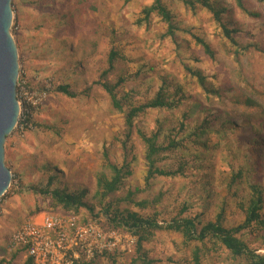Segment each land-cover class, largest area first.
I'll return each instance as SVG.
<instances>
[{"label":"rangeland","instance_id":"obj_1","mask_svg":"<svg viewBox=\"0 0 264 264\" xmlns=\"http://www.w3.org/2000/svg\"><path fill=\"white\" fill-rule=\"evenodd\" d=\"M219 1L225 8L224 20L237 29L239 44L255 43L264 49V0H243L251 14L238 7L236 0ZM151 2L12 0L10 30L18 50L16 94L20 114L19 123L4 143V162L12 174L9 187L0 197V249L7 256L15 248L11 247L10 236L23 223L45 212L72 213L81 223L96 220L104 232L114 234L115 246L103 252L113 255L115 262L98 252L95 264H132L135 238L120 228L113 229L102 213L108 202L126 206L120 198L128 190L137 189L135 200L152 199L162 193L161 202L146 210L160 223L171 220L183 202L189 205L185 214L200 213L204 221L214 220L223 207L226 225L242 222L238 203L243 197L240 191L228 190L227 183L244 162L247 147L255 150L250 145L252 136L264 135V52L240 48L236 56L209 12L198 9L193 13L179 0H164L179 29L174 40L160 39L166 24L159 16L152 14L147 25L138 20L142 7ZM194 36L209 44L214 59ZM112 48L123 58L115 61L105 79L126 77L120 92L132 90L134 102L145 101L158 89L160 78L166 76L172 87H181L183 99L175 109L147 110L135 119L129 141L134 155L132 173L119 191L102 199L96 193V179L101 173L108 174L104 150L112 161H122L117 138L124 130L123 114L113 109L98 84ZM187 66L200 71L218 94L204 92ZM59 83L68 84L79 95L69 97L55 91ZM245 98H253L257 105L245 106ZM24 113L31 115L28 123L23 121ZM247 118L250 121L245 123ZM157 119L164 122L165 129L183 122L189 127L203 120L210 123L202 135L203 143L191 139L187 149L167 153L159 162L162 167L175 168L179 160L188 161L185 174L158 176L146 187L144 147L136 129L149 132ZM228 121L237 127L229 124L224 128L222 123ZM196 154L203 156L197 163L193 162ZM54 173L60 186L86 188V201L93 206V213L85 208L65 211L49 196L31 189L43 188ZM255 178L264 184V175ZM255 236L251 231L241 235L251 248L264 253V241ZM143 246L150 257L159 260L157 264H195L192 250L201 245L184 244L178 233L158 230ZM77 253L78 258L88 261L97 254L88 258L82 250ZM25 258L21 252L0 264H22ZM199 264L245 263L215 247L201 255Z\"/></svg>","mask_w":264,"mask_h":264},{"label":"trees","instance_id":"obj_2","mask_svg":"<svg viewBox=\"0 0 264 264\" xmlns=\"http://www.w3.org/2000/svg\"><path fill=\"white\" fill-rule=\"evenodd\" d=\"M179 1L193 13L198 9H204L209 12L213 21L221 29L223 36L233 47V52L236 56L239 55L240 48L246 50L251 47L264 52V49L261 50L255 43H248L244 46L239 44L235 36L237 29L230 26L228 21L224 20L225 8L221 6L219 0ZM236 3L244 12L251 14L245 7L243 0H236ZM140 14L141 17L138 19L139 24L143 22L146 25L149 23L152 14L159 16L166 24V30L160 34V39L166 37L172 40L175 39V33L179 28L174 21L171 11L165 5L164 0H152L149 5L142 7ZM194 38L196 42L202 46L208 57L214 59V53L209 44L199 36H194ZM118 58H123V56H121L116 49L112 48L108 54L107 67L101 73L100 80L98 81V84L109 97L113 109L123 114L124 124V130L120 131L117 138L122 155L121 163L112 161L109 158L107 150L103 152L108 174L101 173L96 179V193L102 199L119 191L123 187L124 180L132 173L131 163L134 160V155L132 152V145L129 144V141L135 119L147 110L175 109L183 99L181 87L178 85L172 87L173 84L171 81H168L166 76H162L158 89L152 97L145 101L134 102V91L129 90L120 92V89L126 82V77L118 76L114 81L105 79L106 75L113 70L114 63ZM186 70L196 77L197 82L204 92L207 94H218L215 88L208 86L205 76H203L200 71L189 66L186 67ZM54 90L69 97H76L79 95L77 92L73 91L68 84L64 83L57 84ZM243 103L247 107H254L257 105L253 98H245ZM30 119L31 115L25 114L23 121L28 123ZM249 121L250 118L244 120L245 123ZM207 123H210V121L203 120L202 123L194 124L189 127L188 123L183 122L178 126H167L165 129L164 122L157 119L155 121V126L150 129L149 132L136 129L144 147V159L147 165L145 175L146 187L150 186L155 177L162 176L172 178L177 175L183 176L185 174V167L188 161L179 160L175 164V168L162 167L159 165V162L163 161L167 153L184 151L187 149V142L191 139H194L193 141L197 142V144L203 143L201 139L202 135L206 133ZM229 124L231 127H237L234 122L228 121L222 123L224 128ZM250 133L253 134V131ZM250 145L255 150H250V148L247 147L248 151L244 162L239 165L236 171H233L227 183L228 190L234 189L235 192L240 191L243 197L238 203L243 213V220L241 223L230 226L226 225L223 221V207L217 212L214 220L204 221L200 213H195L193 215L188 213L185 214L189 210L187 202L181 204L179 211L171 220L160 223L156 215L148 213L146 210L154 208L157 203L161 202L162 193L157 194V196L152 199L135 200L134 195L137 189L134 191L128 190L126 194L120 198V200L125 202L126 206L120 207L114 202H108L102 210L108 224L111 225L113 229L120 228L135 238V256L131 263H158L159 260L150 257L143 244L154 235L155 231L161 230L178 233L184 244L193 242L199 243L201 246H195L192 250V257L195 264L200 263L201 255L206 254L210 248L215 247L226 250L230 257L242 259L245 264H264V253L257 252L256 249L251 248L241 237L245 231H251V233L258 235L255 237H259L264 241V213L262 211L264 206V184H262L260 178H255L257 174L259 176L264 175V135L261 138L253 135L250 140ZM193 157L195 159L193 162L196 163L203 158L201 154H196ZM253 165H255V168H253L254 170H252ZM251 170L253 172L255 171L253 175ZM56 179L57 175L54 173L53 175H49L46 185L43 188L32 186L31 189L36 193L49 196L56 205L60 206L65 211H78L80 208H85L89 213H93V206L86 201V188L60 186L56 183ZM52 185L53 187H51ZM130 206L137 207L138 210H134ZM207 244H210V246L207 247ZM21 252L25 254V249L23 247H16L8 256L10 259H14L17 257L18 253ZM5 253L6 251L4 249H0V255H5L1 258V262H5L6 257H8ZM103 254L112 262H115V257L113 255L106 252H103ZM98 255L97 253L95 257L89 261L81 257L73 258L72 262L69 264H95V259ZM22 264H33L31 257L26 256Z\"/></svg>","mask_w":264,"mask_h":264},{"label":"built area","instance_id":"obj_3","mask_svg":"<svg viewBox=\"0 0 264 264\" xmlns=\"http://www.w3.org/2000/svg\"><path fill=\"white\" fill-rule=\"evenodd\" d=\"M11 247H23L33 264H69L78 250L90 258L115 246L114 234L104 232L96 220L81 223L72 214L45 212L23 223L10 236Z\"/></svg>","mask_w":264,"mask_h":264},{"label":"water","instance_id":"obj_4","mask_svg":"<svg viewBox=\"0 0 264 264\" xmlns=\"http://www.w3.org/2000/svg\"><path fill=\"white\" fill-rule=\"evenodd\" d=\"M12 0H0V197L12 179L4 162V143L18 122L20 103L17 99L19 75L18 50L11 34Z\"/></svg>","mask_w":264,"mask_h":264}]
</instances>
